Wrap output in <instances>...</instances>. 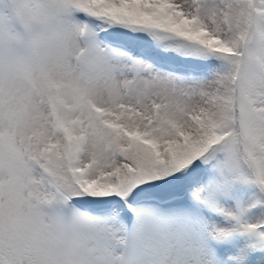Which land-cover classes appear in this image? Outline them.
<instances>
[{"label":"snow or ice","instance_id":"1","mask_svg":"<svg viewBox=\"0 0 264 264\" xmlns=\"http://www.w3.org/2000/svg\"><path fill=\"white\" fill-rule=\"evenodd\" d=\"M0 264H264V0H0Z\"/></svg>","mask_w":264,"mask_h":264}]
</instances>
